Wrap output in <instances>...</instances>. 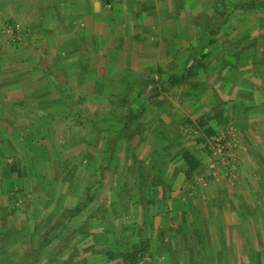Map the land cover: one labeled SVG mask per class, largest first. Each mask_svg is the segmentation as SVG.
I'll return each instance as SVG.
<instances>
[{"label":"crops","instance_id":"obj_1","mask_svg":"<svg viewBox=\"0 0 264 264\" xmlns=\"http://www.w3.org/2000/svg\"><path fill=\"white\" fill-rule=\"evenodd\" d=\"M0 26V264H22L26 253L28 264H73L77 246L93 256L89 264H108L101 249L130 237L126 227L108 229L100 209L128 203L123 166L91 190L85 173L73 180L70 172L75 163L93 172L91 160L107 156V146L90 142L100 137V122L88 112H104L107 97L130 79L137 84L150 66L145 78L165 82L194 66L192 77L210 80L209 95L224 103L219 130L230 127L240 138L225 264H264L256 242H264V0H0ZM102 166L94 170L103 174ZM109 174L113 182L104 186ZM145 205L137 193L133 214L113 211L110 220L135 223Z\"/></svg>","mask_w":264,"mask_h":264},{"label":"rangeland","instance_id":"obj_2","mask_svg":"<svg viewBox=\"0 0 264 264\" xmlns=\"http://www.w3.org/2000/svg\"><path fill=\"white\" fill-rule=\"evenodd\" d=\"M0 27L2 28V26ZM226 49H228V47L223 48V50ZM202 66L206 67V64L203 63ZM173 67L174 62L169 60L168 64L165 66V70L170 71ZM150 72H154V68H151V66L143 69L140 73L142 74L141 77L136 79L138 81L137 84L135 83V80H128L129 86L132 87L131 89H134L136 85H138V89L141 88L139 86H142V83L146 85L145 88L148 87V90L153 88L151 85H154L156 88L157 85L151 83L153 79L145 78L146 73ZM191 80L193 81L192 84L185 82L179 86H164L165 92L158 100L153 101V105L156 106L154 108L152 107V111H155V115L153 116L154 121L151 123V127L156 125L157 128H159L161 125L172 120L171 118H173L175 125L179 126L188 123V119L193 120V125L184 130L185 135H183V138L181 137L182 145L179 147L183 148L184 146H187L191 148L197 158L204 162L202 167L191 173V177L186 178V174L180 173L179 170L183 163L166 164V169L163 170L162 168L165 172L162 173L163 171L161 170V173H159L165 178V180L169 181V184L171 183L169 185V195L166 198L163 196V189H165V187L162 184L156 191L149 184L144 185L142 189L136 187L137 185L134 176L129 174V179L127 178L129 170L126 169V163L123 164L125 157H123L124 155L122 156V154L117 155V159L114 163V165L116 164L115 169L113 170L112 167L110 172L114 173L115 170L118 171L120 169L119 167L123 166L124 174L122 175L125 180L123 181L124 187L122 190L128 195V203L125 205L122 203V206H117L116 208L112 205V201H110L108 205L103 208L101 207L100 209L102 212H105L103 215H105L109 221L107 224L112 225V227L108 226V229L112 228L116 231V229L123 228V230H127L125 231V234L130 235V237L122 239L118 249L123 251L133 249V246H135V244L141 239H145L151 243L153 255L145 256V258L139 260L138 264L226 263V253L228 251L226 245L228 241L226 232H229V230L231 231L232 228L235 227L228 222V209L226 210V203L230 201V193L236 188V184L238 183L235 175L238 174V163L236 162V159L238 158L237 152L240 146L238 140H240V138L230 127L220 129L218 134H220L219 138H222L223 150L221 153L218 150L216 152L214 149V146H216V143L214 142L216 135L209 136L204 129H201L199 117L205 116V119L212 117L210 123H216L218 120L215 117L222 114L220 109L225 108L224 103H221L219 100L215 103L214 101L217 99L209 95L210 91L215 93L214 89L210 88V80L204 78L200 79L199 77H191ZM129 86L124 87L123 90H121V94H117V96L122 95L123 97L124 95L127 103H134L136 96H134V92ZM189 86L190 90H196V92H198L197 96L193 93H185V89ZM107 99L110 101H108L109 107L104 110V112L90 110L88 115H86L88 120L94 122L95 125L100 122L97 128L98 133L96 132V135L99 134L100 137L98 138L97 135L93 142L90 141L92 145L100 148L101 145L103 148L107 145L108 137L115 135V131L118 127L112 114L110 115L108 112L112 107H115V109L117 108L115 111L119 112L124 108L122 102L115 100L112 103L110 97H107ZM160 103L161 106H159ZM123 104L125 105L126 103L123 101ZM207 106L210 110L204 109V107ZM169 111H172V114H176V116L170 117L168 115H163V113H169ZM202 112L205 114H201ZM98 119H100V121ZM194 126L197 127L195 128ZM158 130L159 129L156 131ZM93 131L94 130L91 128V134H93ZM102 135H104L106 139L103 142L101 140ZM202 137L207 140V143L203 142ZM165 145L167 146L164 142L157 143L155 147L156 151H153L149 156L151 160L150 164L155 165L157 158L155 152L164 150ZM151 149H149V151H151ZM91 152H94L93 149H91ZM89 154L93 155L92 153ZM93 162L94 164L91 163V165H93L91 171L93 172H84L80 166H78V163H75L74 169L70 172V178L73 180L79 178V176L85 173L83 176L84 183L90 187V190L97 183H100L101 185L104 181L103 175H100L101 172L97 173L98 168L97 170H94V168L97 165L102 166L105 160ZM64 166L65 165L63 164L61 169ZM146 168L150 177H154L152 175L156 173L158 174L157 171H160L159 164H156L155 167L149 166ZM168 168L169 171L167 173ZM136 175L138 176L137 173ZM183 175L185 176V182L180 178ZM109 181H111V183L113 182L110 174L105 180L107 183H104V186L108 185ZM127 182L130 185H128ZM130 188L132 189V192H129ZM135 188L140 192L135 190ZM101 193H107V191L100 188V194ZM137 193L140 194L142 202H146V200L148 201L149 207L147 208L146 205L139 207L138 212L136 211L138 219L135 223H132L131 221L129 225L128 223H122L124 225H121L117 222H112L110 219L113 211L118 216H122L121 218H123L124 214H130V211L133 214L132 211H134V207L131 206V200H133V197H135ZM166 203L169 205L167 206ZM114 224L119 225L118 227H115ZM131 224L132 226H130ZM251 239L252 238H250L248 242H251ZM68 240L70 243L71 239ZM256 242L260 247L257 252H259L260 256L262 255V258H264V242L260 243L257 240ZM220 246L221 248L218 249ZM253 249H255L254 246L251 248V254L257 253L252 252ZM30 260V255L26 253L22 257V264H28V261L30 262ZM125 264H128V262Z\"/></svg>","mask_w":264,"mask_h":264},{"label":"trees","instance_id":"obj_3","mask_svg":"<svg viewBox=\"0 0 264 264\" xmlns=\"http://www.w3.org/2000/svg\"><path fill=\"white\" fill-rule=\"evenodd\" d=\"M191 69L192 70H189V72H187V74L183 75L182 77H178L177 75L171 77L168 82L163 80L156 81L153 79L151 83H154L157 85V87H154L148 91H146V85L142 83V86H139L141 88H139L137 93L134 94V96H136L134 103H127L124 95L123 97L122 95L117 96V94H111L108 96L110 97L112 103L115 100L122 102L124 108L119 112L115 111L117 108L115 109V107H112L108 112L110 115L112 114L115 123L118 124V127L115 131V135L108 137V143L106 145L108 152L106 158L104 159L105 163L102 166L104 172L100 175H105L104 173L106 172L109 173L112 165H114L117 159L115 156L117 155L119 149L122 148L125 156L124 164L126 163V169L129 170L128 177H126L129 179L130 168L132 167L133 172L135 171L134 179L136 180V187L142 189L144 185L149 184L156 191L157 188H159L162 184L165 187V189H163V196L166 198L168 196L170 188L169 185L171 183L169 184V181L165 180V178L159 174L161 173V167H164L168 163H183L184 165L182 164L179 170L180 173L186 174V178L191 177V173L202 167L204 162L197 158L191 148L187 146H182L183 148L179 147L182 145L181 137L183 138V135H185L184 130L193 125V120L188 119V123L179 126L175 125L173 118H171L172 120L168 121L167 123L163 125L160 124L161 126L159 125V128H157L156 125L151 127V123L154 121L153 116L155 115V111H152V109L156 106L153 105V101L158 100L159 97L164 93L165 88L163 87L166 85L175 86L181 85L185 82L192 84L193 81L191 80V77L195 67L193 66ZM123 101L126 103L125 105L123 104ZM159 106H161V103ZM201 114L205 113L202 112ZM163 115H168L170 117L176 116V114H172V111H169V113L165 112ZM211 118L212 117H208L205 119V116L199 117L201 129H204V131L209 136H219V128L223 124V117L222 115H217L215 117L218 120V124L210 123ZM194 127L196 128L197 126ZM157 129L159 130L156 131ZM202 139L203 142L207 143V140L204 137H202ZM158 142H164L167 144V146L165 145L164 150L155 152L157 154L155 165L159 164L160 171H157L158 174L156 173L152 175L154 177H150V174L148 171H146V167H155V165L150 164V162L147 164L144 159V154H146L147 151L149 152L151 147L152 152L156 151L155 147ZM127 184L130 185L128 182ZM86 205L87 204L84 203L81 208L78 206L75 207L71 214L74 216L77 215ZM53 229L58 228L55 227ZM47 244L48 242L45 243V246ZM84 246L86 247V251H94V244L90 246ZM103 249L105 250L103 255L105 258H107L108 264H125L127 262L128 264H138L139 260L145 258V256L153 255L151 243L145 239H141L137 244H135V246H133V249L123 251L120 249L111 248L109 245L102 248L101 250ZM81 257V249L77 246L75 254L72 255L73 264H89V261L92 260L93 256H86L88 259L85 256L82 258Z\"/></svg>","mask_w":264,"mask_h":264},{"label":"built area","instance_id":"obj_4","mask_svg":"<svg viewBox=\"0 0 264 264\" xmlns=\"http://www.w3.org/2000/svg\"><path fill=\"white\" fill-rule=\"evenodd\" d=\"M110 5L111 4L109 3V6ZM19 30H20V26H15V27L7 28V31L9 33H11V35H14V34L18 33ZM219 137H220V135L217 136V137L215 136V138H214V142L216 143V146H214V149L216 150V152L218 150L221 153L222 150H223V148H222V140H221L222 138L220 139Z\"/></svg>","mask_w":264,"mask_h":264}]
</instances>
